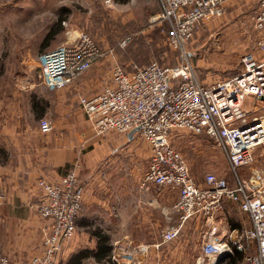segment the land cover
Here are the masks:
<instances>
[{"label": "rangeland", "instance_id": "374dc122", "mask_svg": "<svg viewBox=\"0 0 264 264\" xmlns=\"http://www.w3.org/2000/svg\"><path fill=\"white\" fill-rule=\"evenodd\" d=\"M260 1L228 0L220 17L197 27L185 45V51L200 82L230 78L245 69V55H264V49L259 48L264 38L255 27ZM160 12L158 0H115L112 4L104 0H0V178L1 173L6 178V168L14 162L16 154L25 157L33 152L34 140L43 141L40 138L44 136L38 134L39 121L42 117L52 118L43 116L41 104L45 97L36 91L45 87L38 80L39 56L72 42L82 33L88 34L101 49L111 51L115 56L99 62L104 65L98 83L101 82L102 88L109 81L115 64L127 71L151 63L177 66L185 59L180 50L169 45V25L159 18ZM51 31L57 33L42 48ZM93 67L86 73H95ZM97 74L99 78L98 71ZM82 93H77L75 102H68V151L72 159L67 170L79 164L82 179L113 160V169L117 172L111 178L119 185L118 192L111 194L115 214L108 221L92 219L93 225L101 224L105 229L115 231L108 234L112 242L110 262L97 263L90 258L85 264H196L204 234L200 222L190 219L176 239L170 243L161 241L162 231L181 221V215L174 209L177 190L153 188L147 195L140 190V179L151 156L149 144L140 135L132 141L128 135L115 131L96 134L78 104L81 96L91 95ZM56 108H49V111L59 117L60 111ZM171 141L199 184L208 173L232 178L227 157L213 139L175 129ZM77 151L81 152L78 156ZM255 168L264 171V146L255 151L252 167L242 168L240 174L248 176ZM95 176V182H98L101 174ZM0 190L2 208L11 199L2 192V187ZM39 203L31 209L41 225L44 220L37 210ZM82 212L85 213V202ZM81 215L74 238L62 245L55 264L66 262L73 254L93 247L89 232L79 228ZM223 215L232 228L233 224L238 228L250 226L248 216L233 205L228 204ZM34 227L35 221L32 223L27 217L17 221L1 217L0 258L7 257L19 263L39 255L42 232L40 229L32 232Z\"/></svg>", "mask_w": 264, "mask_h": 264}, {"label": "built area", "instance_id": "2783aa9c", "mask_svg": "<svg viewBox=\"0 0 264 264\" xmlns=\"http://www.w3.org/2000/svg\"><path fill=\"white\" fill-rule=\"evenodd\" d=\"M104 1L112 4L115 0ZM227 1L158 0L159 18L169 25L168 43L180 50L185 60L174 67L151 63L134 66L131 71L115 64L102 90L81 96L79 105L96 134L115 131L128 135L139 129L135 134L149 144L151 156L140 179V190L148 194L153 188H169L178 193L174 209L181 221L162 231L163 243L176 239L186 221L194 219L204 230L196 264H215L219 257L228 255L220 263L226 264L235 252L243 254L238 264H264V171L255 168L248 176L240 174L242 168L252 167L255 151L264 146V63L248 54L241 73L204 83L196 76L185 51L197 27L220 17ZM255 27L264 38V0L260 1ZM259 48L264 49V39ZM109 57H115L113 52H105L82 33L39 56L38 80L48 90L57 91ZM250 97L259 101L252 111L245 108ZM39 129L44 135L50 134L53 122L43 118ZM175 129L213 139L227 157L232 178L208 173L199 184L172 145ZM78 167L67 170L56 183L38 181L41 199L37 210L45 221L42 252L19 263L2 257L0 264L56 263L62 245L74 238L83 210L85 190ZM228 204L248 216L249 227L229 225L223 215ZM248 250L253 252L249 254Z\"/></svg>", "mask_w": 264, "mask_h": 264}, {"label": "crops", "instance_id": "0c3cea01", "mask_svg": "<svg viewBox=\"0 0 264 264\" xmlns=\"http://www.w3.org/2000/svg\"><path fill=\"white\" fill-rule=\"evenodd\" d=\"M255 58L258 62L264 63V55H255ZM103 66L102 63L95 64L93 68L97 69L92 71H95V73H86L71 87H65L54 92L49 91L46 87L36 89L37 94H42L43 98L45 97V102L41 104L43 116L50 115L52 117L51 119L53 120L48 119L53 122L54 130L50 134L44 135L39 129L38 134L44 136V138H40L43 141L36 142L34 140V146H32L33 152L30 154L27 153L25 157L16 154L14 156V162L6 168V178L1 173L0 187L3 188L2 192L4 194L6 193L5 195L11 201L9 204L0 208V219L2 217L4 220L10 218L12 221H17V219L27 217L32 223L35 221V227L32 229V232L39 229L40 233L42 232L45 221H42L40 225V220L31 209L41 199V189L37 186L38 181L44 179L50 183H56L67 170L68 164H70L72 159L71 152L68 151V122H70L68 102H75L77 93L84 92L82 93L83 95H93L101 90V82L99 85L98 83L101 80L100 73L103 72ZM97 71L99 72L100 79L98 78ZM94 85L98 86L95 87ZM90 86L94 87L91 88ZM99 86L101 87L99 88ZM255 105H259V101L250 97L245 103V108L252 111ZM55 106L58 107L56 110L60 111L59 117L52 115V111H49V108H55ZM136 135L134 134L131 139L132 141L136 140ZM77 152L76 156L81 153L80 151ZM106 164L107 162L102 169L97 168L90 175L82 179L80 178V182L85 190V213L82 212L79 228L89 232V237L93 243L91 249H95L96 247V240L91 236V231L98 229L106 234L115 232L111 229H105L101 224L93 225L92 223L93 218H103L108 221L115 214L116 210L111 194L118 192L117 187L119 185L115 184L114 179L111 177L117 171L113 169V166H115L113 160L108 166ZM96 171H98L97 174H101V177H98V182H95ZM107 175H109V178ZM39 252H42V244Z\"/></svg>", "mask_w": 264, "mask_h": 264}, {"label": "trees", "instance_id": "16d2710c", "mask_svg": "<svg viewBox=\"0 0 264 264\" xmlns=\"http://www.w3.org/2000/svg\"><path fill=\"white\" fill-rule=\"evenodd\" d=\"M62 19L59 20V26H61ZM56 31H51L46 38V43L42 46V48L46 47V44L56 35ZM234 228H238L239 226L233 224ZM91 236L96 240L95 249H83L75 254H73L66 262L61 264H85V260L90 258L94 259L97 263H106L110 262V255L112 251L111 245V237L96 229L95 231H91ZM243 258V254L240 252H235V255L229 259L226 264H238L239 261Z\"/></svg>", "mask_w": 264, "mask_h": 264}, {"label": "water", "instance_id": "95a60500", "mask_svg": "<svg viewBox=\"0 0 264 264\" xmlns=\"http://www.w3.org/2000/svg\"><path fill=\"white\" fill-rule=\"evenodd\" d=\"M139 129H134L133 131H131L128 136H129V139L131 140L134 136V134L138 131ZM228 255H224V256H221L217 259L216 263L215 264H220L224 261V259L227 257Z\"/></svg>", "mask_w": 264, "mask_h": 264}, {"label": "bare ground", "instance_id": "6f19581e", "mask_svg": "<svg viewBox=\"0 0 264 264\" xmlns=\"http://www.w3.org/2000/svg\"><path fill=\"white\" fill-rule=\"evenodd\" d=\"M216 260V259H215ZM215 260L213 262H215Z\"/></svg>", "mask_w": 264, "mask_h": 264}]
</instances>
